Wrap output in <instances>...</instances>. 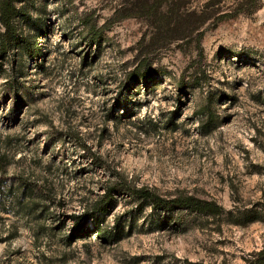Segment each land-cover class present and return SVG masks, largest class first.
<instances>
[{"label": "rangeland", "instance_id": "374dc122", "mask_svg": "<svg viewBox=\"0 0 264 264\" xmlns=\"http://www.w3.org/2000/svg\"><path fill=\"white\" fill-rule=\"evenodd\" d=\"M129 1L17 3L19 32L41 51L0 58V264H242L264 248V0H221L215 13L181 0L190 25L178 33L129 18ZM208 101L205 129L217 128L203 134ZM96 159L233 216L140 211L119 197L100 223L120 242L89 222L70 243L112 180Z\"/></svg>", "mask_w": 264, "mask_h": 264}, {"label": "trees", "instance_id": "16d2710c", "mask_svg": "<svg viewBox=\"0 0 264 264\" xmlns=\"http://www.w3.org/2000/svg\"><path fill=\"white\" fill-rule=\"evenodd\" d=\"M17 3H19V0H0V24L2 28L0 32V58L4 59L11 49H15L17 53L20 52L31 59H36L41 51L37 42L39 37L24 35V33L19 32L17 19L23 20L25 13L24 8L19 7ZM221 4V0H208L205 7L207 11L215 13L220 9ZM180 5L181 0H130L127 3L129 10L137 14L139 13L137 16H129V18L140 19L139 16H143V19L150 22L159 30L168 29L170 32L173 31V33L175 31L176 33L181 32V30L185 32L186 28H189L190 25L188 24L189 22H186V16ZM231 17L232 15L228 13L222 15L216 25ZM170 32H167V34L171 35ZM101 34L102 32L98 31L96 27H92L91 42L100 45L102 39ZM139 74L138 70L132 73L130 77L132 80L138 82ZM141 78H147V76ZM201 114L206 119L201 122L203 134L213 132L217 128L216 125L205 129L215 124L211 101H208L202 107ZM95 163L99 169L109 173L112 180L104 188V194L99 195L95 200L87 203L83 213L77 217V227L74 229L73 234L68 237L70 243L74 238L90 235L91 231L87 227L89 222L93 224L95 232L104 238L105 241L120 242L122 238L120 232L103 229L100 223L101 217L110 213L117 205L119 197L129 198L130 202L140 211H143L147 207L167 214L185 210L212 218L222 217L227 214L225 209L215 201L188 195L165 197L149 187H139L133 184L132 181L120 172L114 169L111 170L101 159H96ZM227 215L233 216V213L229 212ZM234 223L239 224L236 221ZM242 264H264V248L246 256Z\"/></svg>", "mask_w": 264, "mask_h": 264}]
</instances>
